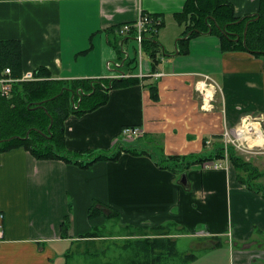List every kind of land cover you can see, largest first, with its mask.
<instances>
[{"label": "crops", "instance_id": "0c3cea01", "mask_svg": "<svg viewBox=\"0 0 264 264\" xmlns=\"http://www.w3.org/2000/svg\"><path fill=\"white\" fill-rule=\"evenodd\" d=\"M231 1L240 16L257 14L260 0ZM185 2L0 0V41L21 43L25 73L44 67L57 80L116 79L127 69L109 41L111 30L134 23L140 9L167 22L158 33L160 64L154 71L150 60L144 65V72L153 75L140 79L138 69L134 77L139 84L111 89L105 106L72 115L65 124L68 149L86 154L98 148L116 152L127 145L119 137L122 129L140 126L145 134L136 146L147 155L123 152L117 161L85 169L37 160L21 148L0 153V264H64L67 243L89 232L90 221L80 218L87 207L79 208L92 200L117 211L120 225L170 224L171 238L198 240L206 252L195 264H264V198L239 182L234 167L203 170L195 164L184 174L162 168L172 165L169 157L212 155L228 142L225 133L235 132L247 118H261L258 127L264 135L262 59L243 51L224 53L212 34L190 40L189 53H181L183 28L170 35L165 30L167 19L181 12ZM138 48L135 39L123 47L129 55ZM205 76L218 85L210 111L202 108L197 89ZM260 154L249 161L264 175ZM71 208L73 227L63 239L61 225ZM222 237L231 249L214 248Z\"/></svg>", "mask_w": 264, "mask_h": 264}, {"label": "trees", "instance_id": "16d2710c", "mask_svg": "<svg viewBox=\"0 0 264 264\" xmlns=\"http://www.w3.org/2000/svg\"><path fill=\"white\" fill-rule=\"evenodd\" d=\"M149 15L153 19H161V24L158 27L159 32L165 25L163 19L160 15ZM258 16L257 20H251L249 16H240L231 0H186L183 10L174 14L178 24L185 26L183 35L186 37L191 33L188 39L181 41V43L185 41L186 46L184 48L181 44L180 51L183 54H188L189 47L187 44L189 41L208 34L212 30L211 34L219 37L224 53L243 51L262 59L264 63V0L259 1L257 14L252 18L255 19ZM248 22L250 24L246 43H244V32ZM121 26L111 30L110 34L112 35H110L109 41L116 50L119 60L123 61L125 59L123 67L127 71H123L124 74H131V77L112 79L105 81L106 83L103 80L92 83L91 80H57L44 67L34 70L37 80L14 83L10 97H4L0 92V140H2L0 142V153L21 148L37 160H61L67 164H78L85 169L90 168L99 161H117L123 152L139 157L148 154V151L138 150V146L135 147L128 143L121 146L116 152L99 155L89 152L88 157L82 160L79 158L74 159L75 154L67 147L65 124L70 116H83L105 106L109 102V91L111 89L140 83L138 77H134L139 68L138 49L133 55L129 56L125 55L126 52L123 49L124 44L136 39V31L132 29L127 36L122 37L118 34V29ZM238 36L240 39L236 41ZM142 47L143 52L152 62L153 71L156 70L160 64L159 55L162 53L158 33L150 31L145 34ZM6 69L11 70L13 78H20L25 74L22 47L18 40L0 41V78L3 77ZM149 87L153 97L157 96V88L152 85ZM63 89L65 90L61 94ZM68 89L72 91L83 90L84 95H76L72 100V91ZM39 103H42V106H37ZM52 120L53 126L49 131ZM29 131L30 134L27 137ZM78 153L85 155L82 152ZM228 155L239 182L249 190L261 194L264 198V183L260 181L264 175L261 170L251 161L246 160L234 145L228 147ZM224 157L225 146L223 145L210 156L169 157L168 160L172 165H165L162 168H172L173 172L177 171L175 169L178 168L179 171L177 172L184 174L195 164L223 159ZM105 211L109 213L103 214L105 221L109 224L114 222L112 225L119 226L120 214L107 206ZM99 215H101V210L94 209V207L90 209L89 218L91 220ZM71 225V218L66 216L61 225L63 239L69 238ZM168 227H172V225H161L152 228L139 224L137 226L125 225V227H122L124 228L122 230L127 232L125 234L126 241L122 246L123 252L124 250L126 252V261L125 255L122 253L124 258L122 263L174 264L179 261L178 264H191L196 262L199 259L196 254H183L180 252L179 243L171 238L172 231H169ZM112 236L113 234L105 236L94 230L84 234L75 249L68 250L64 264H70L73 259L80 256H89L91 257V264H98L100 258L109 255L101 252V249L96 247V241ZM218 240L219 243L214 248H223L222 240L220 238ZM106 264L114 263L107 261Z\"/></svg>", "mask_w": 264, "mask_h": 264}, {"label": "built area", "instance_id": "2783aa9c", "mask_svg": "<svg viewBox=\"0 0 264 264\" xmlns=\"http://www.w3.org/2000/svg\"><path fill=\"white\" fill-rule=\"evenodd\" d=\"M161 24V19H153L147 13H145L142 9L139 10L138 18L135 23H127L124 24L119 30L118 34L125 36L128 35L132 29L136 31L137 42L139 44L138 55H139V73L137 74L140 79H144L153 74L144 72V52H143V37L148 32L152 31L154 33H158V27ZM154 76H160V74L156 73ZM119 78H127L130 75H119ZM37 80L34 72H27L20 78H13L12 72L10 69H7L4 72V76L0 78V92L4 97H10L12 92L13 84L16 82H31ZM218 88V85L214 79L210 76H205L204 80H201L197 83V89L202 95V108L204 110H212L213 103L215 99V90L214 88ZM249 121V125L245 126V123ZM262 123V119L259 117L247 118L243 125L237 129L235 132L227 131L225 133V137L228 142L225 144L226 155L225 158L220 160H209L201 163L199 165L200 169L203 170H225L229 171L233 164L228 155V147L230 145H234L237 150L242 153H251L256 154L257 149L263 148L264 144L259 143L260 135L257 134L255 125L259 126ZM145 134L144 130L140 126H131L125 127L122 130L121 136L127 138V140H123L124 142L130 143L131 141L137 140L141 138ZM263 135V133H262ZM264 136V135H263ZM3 237V230L0 226V244Z\"/></svg>", "mask_w": 264, "mask_h": 264}, {"label": "rangeland", "instance_id": "374dc122", "mask_svg": "<svg viewBox=\"0 0 264 264\" xmlns=\"http://www.w3.org/2000/svg\"><path fill=\"white\" fill-rule=\"evenodd\" d=\"M167 20H168V28L165 31H167V33L169 35L172 34L175 31H178V29H179L178 27L180 25L178 24V22L175 19L174 15L172 17L168 18ZM166 24H167V22H166ZM181 26H182L183 31H184L185 26L184 25H181ZM181 32H182V29H181ZM135 46H136V43H135V45L132 46V52L134 51L133 48ZM148 60H149V58L144 53V65H145V62H147ZM101 80H103L104 82L106 81L105 79H101ZM119 137L122 139V141L123 140H127V138L124 137V136H119ZM118 141L119 140H117V142ZM135 141L136 140L131 141L130 143H131L132 146H135L136 147V144H137L138 140L136 142ZM125 143H127V142H124V141L122 142V144H125ZM112 150L113 149L103 150V149H99L98 148V149H94L90 153L99 155V154L111 153ZM259 151L260 152H264V146H263V148H260V150L259 149L256 150V152H259ZM71 152L73 154H75L73 156L74 159H78L79 158V159L84 160L85 158L88 157L86 153H83L85 155H80L78 152L77 153H75L74 151H71ZM211 153H212L211 151H208V154H211ZM225 155H226V150H225ZM242 156L246 160H250L251 159V161H252V158L254 157L253 154L252 155L251 154H244ZM259 156L264 157V154H260ZM218 160H220V159H218ZM261 182H264V181L261 180ZM70 205L73 206V201L72 200H70ZM83 205H84V207L79 208V209L81 211H84V209L87 207L86 210H85V213H87V214L85 216H83V217H80V218H86V221L87 220L90 221V222L87 221V226L90 227L89 228V232H92L94 230V231H96L98 233H101V234H103L105 236H109V235L113 234L112 237H108L106 239L96 241V243H97L96 247L98 249H101V252L107 253L109 255L108 257H104L102 259L100 258L98 260L99 261L98 264H106L107 261H110V262H112L114 264H123L122 262H123V259L124 258H123L122 253H124V255H125V261H126V252H125V250L123 252L122 246L124 245V243L126 241L125 240L126 239V235L125 234L127 232H124L122 230L124 228H122V227H125V226L120 225V224H119V226H114V225H112V224H114V222H112V224H109L108 222L105 221V218H104L103 214L104 213L105 214H109L107 211H105L106 205H103L102 204V207H98V206H96V205H98L97 202H96V200H92L91 202H89V205H88L89 207L86 204H84V203H83ZM92 207H94V209L101 210V215L96 216V217H94L91 220L89 218L88 212L90 213V209ZM74 212H75L74 209L71 208L70 209V214L68 215L71 218V222H72L71 228L73 227L72 215L74 214ZM121 219H122V217H121ZM82 236L83 235L77 236L76 239H74L72 241L71 246H70V243H67V245H66L67 248L64 247V252H65V255L64 256L65 257H66V254H67V252H68L69 249H75L77 243L81 241V237ZM207 240L209 241L210 239H207ZM221 240H222V243H223V241L225 242V237H222ZM178 242H179V250H180L181 253H183V254L184 253L185 254L186 253H194V254L196 253L199 259H204L203 254L206 251H202L203 247H201L200 244H197V242L199 243L198 240H196L194 238L191 239L189 237L182 236V238L179 239ZM229 245L230 246H228L227 244L224 245V247H225L226 250H228V248L231 249V247H233V245H231V244H229ZM235 248H237V247H235ZM65 257L62 258V261H61L62 263H65ZM90 258L91 257H89V256L88 257L87 256H82V257L80 256V257H77V258L73 259L70 264H91ZM178 263H180V262L178 261L177 263H174V264H178ZM205 263H206V260H204V262L201 263V264H205ZM191 264H195V262H192Z\"/></svg>", "mask_w": 264, "mask_h": 264}, {"label": "water", "instance_id": "95a60500", "mask_svg": "<svg viewBox=\"0 0 264 264\" xmlns=\"http://www.w3.org/2000/svg\"><path fill=\"white\" fill-rule=\"evenodd\" d=\"M259 18V16L257 17V18H252L251 17V20H257ZM249 24H250V22H248L247 23V25H246V29H245V32H244V36H245V40H244V43H246V36H247V32H248V27H249ZM212 33V30H210L209 32H208V34H211ZM191 35V33H189L185 38H183V39H188L189 38V36ZM239 39H240V37L238 36L237 38H236V41H239ZM126 52V51H125ZM126 56H129V53L128 52H126V54H125ZM120 71V70H119ZM120 73H124L123 71H120ZM64 90L65 89H63L62 90V92H61V94L64 92ZM68 90H70V89H68ZM70 91H72V90H70ZM76 95H80V96H83L84 95V91L83 90H77V91H72V100H74V97L76 96ZM75 104V103H74ZM37 106H42V103H39ZM78 107V105L76 106V108ZM52 126H53V120H52V123H51V125H50V127H49V131H51V128H52ZM29 134H30V131L28 132V135H27V137L29 136ZM0 135H1V127H0ZM50 137V136H49ZM2 140H0V142H1ZM184 177V180H185V175L183 176Z\"/></svg>", "mask_w": 264, "mask_h": 264}, {"label": "bare ground", "instance_id": "6f19581e", "mask_svg": "<svg viewBox=\"0 0 264 264\" xmlns=\"http://www.w3.org/2000/svg\"><path fill=\"white\" fill-rule=\"evenodd\" d=\"M248 122H249V121H247V122L245 123V126H246V125H249ZM255 128H256V132H257V134L260 135V141H259V143L264 144V136L262 135V131L260 130V128H259L257 125H255Z\"/></svg>", "mask_w": 264, "mask_h": 264}]
</instances>
